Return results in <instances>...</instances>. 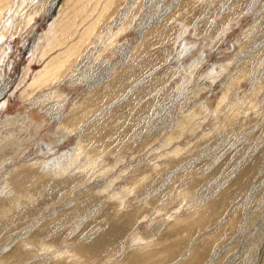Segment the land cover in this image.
<instances>
[{
	"label": "rangeland",
	"instance_id": "1",
	"mask_svg": "<svg viewBox=\"0 0 264 264\" xmlns=\"http://www.w3.org/2000/svg\"><path fill=\"white\" fill-rule=\"evenodd\" d=\"M38 1L9 0L0 16V94L5 87L8 91L0 100V130L9 129L0 134V162L21 149L18 144L28 136L30 164L42 158L37 151L45 144L55 145L45 159L71 151L74 136L56 144L59 120L66 119L73 104L84 102L89 82L82 80L92 67L103 70L101 79L109 81L125 75V90L82 124L93 122L86 129L95 127L114 114L110 133L104 132L108 150L102 158L87 151L95 166L78 178L80 186L74 181L54 183L45 199L43 193L19 209L10 202L27 201L32 188L15 196L3 194L10 205H3L7 214H0V227L6 228L0 233V261L118 264L123 256H142L143 248V256L158 248L151 264H180L193 255L202 257L200 264H264V0H178L175 5L174 0H113L83 54L85 60L77 64V83L65 77L51 86H31L58 54L43 56L52 44L58 13L71 14L79 0ZM97 2L85 0L88 6L77 19L78 30L85 17L87 23L96 16L88 14ZM24 16L33 18L26 28ZM179 44L185 52L176 60ZM196 64L191 78L187 72ZM45 96H59L51 103L56 106L51 114L26 100ZM25 117L24 124L17 122ZM85 160L83 155L81 162ZM154 169L153 184L149 180L138 186L136 181ZM5 173L0 169V184ZM191 182L198 183L188 195ZM223 198L221 215L193 228L186 240L185 227L195 225L205 206ZM84 242L99 247V260L74 259L69 248ZM150 244L156 247L148 248ZM160 250L175 252V260H160Z\"/></svg>",
	"mask_w": 264,
	"mask_h": 264
},
{
	"label": "bare ground",
	"instance_id": "2",
	"mask_svg": "<svg viewBox=\"0 0 264 264\" xmlns=\"http://www.w3.org/2000/svg\"><path fill=\"white\" fill-rule=\"evenodd\" d=\"M26 1V0H25ZM35 1V0H34ZM37 2H39L38 0H36ZM113 0H99L94 8V10H92L88 15L90 16L91 14H96V16H94L92 18V21L90 20L89 22H85V19L88 17H85L83 19L82 22H80V26L83 27L80 30H78V27H76V23L77 19L79 17H84L81 16L82 14V10L86 9V6H88L85 3V0H79L78 3L76 4L77 7H73V11L71 14H67L66 17H64L65 15H63V12L58 13V21L57 24L55 26V29L53 31V36L52 39H50V41H52L51 46L44 51L43 56L44 57H48L52 54L53 51L59 50L57 55L52 56L49 61L47 62V64L44 67L43 72H41L37 77L38 78L33 80L31 86H36L39 85L40 82L44 84H46L48 86H51L50 84L53 82L57 83V81H62L63 79H65V77H68V81L69 83H71L73 85V83H77L75 82L78 78V76H76L77 72H78V65L80 64L79 61H84L83 60V54L90 48L91 44H93V40L94 38L97 36V25L99 24V21L102 20L108 13L107 10H109L108 8L111 7V5L113 4L112 2ZM116 1V0H115ZM174 4L176 2H178V0H174ZM7 2V3H6ZM9 0H0V7H2L4 5V7L1 9L0 8V16L3 14V9L7 6ZM24 2V1H22ZM88 2V1H87ZM36 3V2H35ZM54 3V2H53ZM56 3V2H55ZM73 3V2H72ZM20 4V3H19ZM70 4V3H69ZM10 5V4H9ZM32 5V4H31ZM30 5V6H31ZM52 5V4H51ZM15 6V5H14ZM39 6V5H38ZM64 6V5H63ZM71 6V4H70ZM113 6V5H112ZM9 7V6H7ZM18 7V6H17ZM21 7V6H20ZM32 7V6H31ZM30 7V8H31ZM42 8V6H40ZM69 7V6H68ZM101 7V12L96 11V8ZM173 7V6H171ZM25 8H26V4H25ZM36 8V7H35ZM34 6L33 9L35 10ZM40 8V9H41ZM32 9V8H31ZM38 9V8H37ZM38 9V10H40ZM45 9V8H44ZM28 10V9H27ZM52 10V9H51ZM65 10V9H63ZM22 12V8L21 10H19ZM62 11V10H61ZM85 11V10H84ZM110 11V10H109ZM6 12V11H5ZM11 12V11H10ZM13 12V11H12ZM18 12V10H17ZM27 12V11H24ZM31 12V11H30ZM38 12V11H37ZM33 13V12H31ZM84 13V12H83ZM98 13V14H97ZM13 14V13H12ZM36 14V13H35ZM43 14L47 15V11H43ZM54 14V13H52ZM57 14V13H56ZM28 15V14H27ZM19 16V15H18ZM17 16V17H18ZM36 16V15H35ZM40 16V15H39ZM3 17V16H2ZM13 17V16H11ZM10 17V18H11ZM16 16H14V19ZM34 17V16H33ZM55 17V16H54ZM57 17V16H56ZM24 19H26L25 21V27L26 28L32 21L33 18L31 17H23ZM22 18V19H23ZM36 18V17H35ZM2 19V18H1ZM12 20V19H10ZM9 20V21H10ZM13 21V20H12ZM18 21V20H17ZM5 22V21H4ZM22 23V22H21ZM12 24V23H11ZM83 24V25H82ZM54 25V24H53ZM17 26V25H16ZM2 27V25H1ZM74 28V30H73ZM15 29V28H14ZM17 29H19V27H17ZM23 29V28H22ZM21 29V30H22ZM161 29V28H160ZM159 29V30H160ZM27 30V29H26ZM51 30V29H50ZM72 30V31H71ZM76 30V31H75ZM19 32V30H18ZM17 32V34H18ZM13 33V32H12ZM11 33V34H12ZM150 34V33H148ZM4 35V34H3ZM154 35V33L152 34ZM5 36V35H4ZM51 36V35H50ZM49 36V37H50ZM143 36V35H142ZM48 37V38H49ZM11 38V37H10ZM45 38V37H44ZM47 39V38H46ZM11 40V39H10ZM41 41V40H40ZM1 42V41H0ZM5 43V42H3ZM2 43V44H3ZM41 43V42H39ZM38 43V44H39ZM44 44V42H43ZM42 44V45H43ZM48 44V43H47ZM111 44V43H110ZM113 44V43H112ZM111 44V45H112ZM96 45V44H95ZM1 46V45H0ZM39 47L41 48V45H39ZM93 47V46H92ZM2 48V47H1ZM106 49V48H105ZM185 52V48L183 47V45H180L176 48V53H175V57L174 59L179 60V58H181ZM87 54V53H86ZM91 54V53H90ZM89 56V54H88ZM1 59V58H0ZM93 59V58H92ZM2 60V59H1ZM7 60V59H6ZM47 60V59H46ZM80 61V62H81ZM87 61V60H86ZM44 62V61H43ZM94 62V61H93ZM79 63V64H78ZM96 63V62H95ZM0 64H2L0 62ZM78 64V65H77ZM87 64V63H86ZM94 64V63H93ZM97 65V64H96ZM4 66V65H3ZM92 67V66H91ZM198 65L196 64L195 66L193 65V69L190 72H187L190 77H194L195 71L197 70ZM93 68V69H92ZM91 70L88 71V76L84 77V79L82 80L84 82V80H87L88 85H87V95L86 97L83 99L84 102L83 103H76L73 104V108L70 111L69 115L66 117V119L64 120L63 118H61L59 120L60 123V139H58V141L56 142V144H62L65 142V140L71 139V136H74L77 139L76 145L71 149V151L68 152H64L61 156H59L58 158H55L50 160V159H45L48 158L50 156V154H52L55 145L54 144H45L46 147L41 146L40 149H38L37 151V156L42 155L41 159H35L33 163H29L27 161V157H26V152H27V148H25V146L28 144L29 141H32V138L30 136H28V138L26 140L21 139L22 143L18 144V146H20L21 149H14V151L12 152L13 154H11V156H9L8 159H2V161L0 162V169L6 171V175H3V180L1 181L3 183V190H0V214H4V212L7 211H3V205H6L7 203L10 205V203H13L12 206L14 205L16 207V209L21 206H23L24 204L33 201V199H35L36 197L42 195L43 193H45V195L42 197V199L46 198V190H51L50 187L51 185H53L54 183L57 184H65L68 183L69 181H74L76 185L79 184V177H81V175L85 174V172L87 173L88 170L90 171V168L95 166L94 164V156H89V154H87V151L90 150L92 152H94L95 156L98 158H102V156L104 155V153L106 154L107 152V148L108 146H106L107 141L105 142V136L104 134L106 132L110 133V125L113 123V116L114 114H110L105 120L103 119V121H100L98 124L95 125V127H91L86 129V127H88L89 125H85L82 127V124L84 123L85 120H87L95 111H97L101 106H103V104H107L110 100H112L114 97H118L119 95L122 94L123 90H125L124 86H125V78L124 76H119L116 77L115 79L109 81L107 79H101V76L103 75V70H101L100 72H97V69L99 67H92ZM108 73V72H107ZM127 74V73H126ZM81 77V76H80ZM86 83V82H85ZM45 85V86H46ZM6 89V87L3 89V91L1 90L0 94V100L2 98H5L6 94H8V91L4 92V90ZM32 89V88H30ZM36 89V88H35ZM31 91V90H30ZM4 92V93H3ZM38 96V95H37ZM57 97L59 96H45L42 98H34V97H29L26 100L32 105V106H39L40 110H42L43 112L47 113V114H51L54 112L55 110V105L53 106L52 101H54V99H57ZM83 107L86 108L85 112L83 111L82 113H78L77 111H79L80 109H82ZM110 107V106H109ZM108 107V108H109ZM103 109V108H102ZM107 110V108L105 109ZM103 115V114H102ZM116 115V114H115ZM58 116V115H57ZM116 117V116H115ZM27 120V117L21 119V120H17V122H21V123H25V121ZM116 120V119H115ZM16 122V121H15ZM13 124V123H12ZM15 125V123H14ZM8 126V125H7ZM6 126H3V128L5 130H0V134L2 133H9V129L5 128ZM13 127V126H12ZM81 127V128H80ZM185 127H187L185 125ZM9 128V127H8ZM99 129H101L99 131ZM105 132V133H104ZM26 133V135H29L28 132H23ZM25 135V138L27 137ZM16 137V136H15ZM105 137V138H104ZM111 137V136H110ZM20 138V137H19ZM257 139V137H255ZM11 139V138H10ZM109 139V138H108ZM8 140V139H7ZM20 140V139H18ZM6 141V140H5ZM25 141V142H24ZM8 142V141H7ZM6 142V143H7ZM256 142V141H255ZM4 143V142H3ZM11 143V141H10ZM25 143H27L25 145ZM109 143V142H108ZM31 145V144H29ZM110 145V144H109ZM1 147V146H0ZM4 147V146H3ZM2 149V148H1ZM4 149V148H3ZM12 149V150H13ZM11 150V149H10ZM0 152H2V150H0ZM3 155V154H2ZM86 155V160L85 162H81V158L82 156ZM1 156V155H0ZM2 157V156H1ZM40 157V156H39ZM50 158V157H49ZM100 160V159H99ZM98 160V161H99ZM97 163V162H96ZM92 169V168H91ZM91 172V171H90ZM156 172V169L153 170V172H151L150 174L152 175V173ZM148 174V173H147ZM144 175L143 177H141L140 179H138L136 182L138 184V186H145L147 181H151V178L154 175ZM156 174V173H155ZM87 175V174H86ZM85 175V176H86ZM83 176V177H85ZM186 176V175H185ZM82 177V178H83ZM88 178V177H87ZM51 181H50V180ZM75 179L77 180V182L75 181ZM49 180V181H47ZM81 181V180H80ZM152 182V181H151ZM84 183V182H83ZM177 183V182H176ZM198 182H191L190 185L187 188L188 191V195L191 194L192 192V188H195ZM0 184V187H1ZM50 184V185H49ZM82 184V183H81ZM79 184V186L81 185ZM153 184V182L151 183ZM5 185V186H4ZM68 186V185H67ZM78 186V187H79ZM187 187V186H185ZM33 189L31 192H33V195L35 193V196L33 197V195H28L26 196V198L24 199H28L27 201H21V200H17V201H12L9 203L10 198H7V196H4L5 194H14L17 195V191H21V189ZM58 188V187H57ZM244 189V188H243ZM186 191V190H183ZM30 192V193H31ZM48 192V191H47ZM243 192V191H241ZM240 192V193H241ZM186 193V192H185ZM234 193V192H233ZM4 194V195H3ZM187 194V193H186ZM237 194V193H236ZM48 195V194H47ZM243 195V193H241V196ZM19 196V195H18ZM182 196V195H181ZM193 196V195H191ZM238 196V195H237ZM240 196V195H239ZM12 197V196H10ZM183 197V196H182ZM194 197V196H193ZM234 197V196H233ZM21 198V196H20ZM18 197V199H20ZM189 198V197H188ZM13 199V198H12ZM17 199V198H15ZM32 199V200H31ZM90 199V198H89ZM154 200H152L153 202L158 200V196H156V198H153ZM226 198L223 199H219L218 201H215L213 204L209 205V206H205V208L202 209V211L199 213V218L194 222L195 225L193 226H189L185 227V232H186V237L185 239L188 240L189 239V235L192 234L193 230L195 229L196 226L198 225H202L203 223L206 224H210L213 220V218L217 217L221 211H222V207L224 206V201ZM238 199V198H237ZM106 200V199H105ZM186 200V199H185ZM89 201V200H88ZM118 201V200H117ZM123 201V200H122ZM38 203V202H37ZM36 203V204H37ZM7 204V205H8ZM31 204V202H30ZM35 204V206H36ZM122 205V204H121ZM13 206V208H14ZM77 206V204H76ZM126 206V205H125ZM108 207V206H107ZM75 208V207H74ZM106 208V207H105ZM121 208V207H120ZM8 209V208H7ZM107 209V208H106ZM2 210V211H1ZM10 210V207L9 209ZM74 210V209H73ZM104 210V209H103ZM109 210V208L107 209ZM114 210V209H113ZM9 212V211H8ZM12 212V209H11ZM71 212V211H70ZM74 212V211H73ZM107 212V211H105ZM112 212V211H111ZM120 212V211H118ZM122 212V211H121ZM10 213V212H9ZM25 213V212H23ZM138 213V212H137ZM7 214V213H5ZM4 214V215H5ZM11 214V213H10ZM98 214V213H97ZM96 214V215H97ZM24 215V214H23ZM76 215V214H75ZM79 215V214H78ZM113 215V212L112 214ZM221 215V214H220ZM7 216V215H6ZM32 216V215H31ZM70 216H74V214H70ZM103 215H101L102 217ZM108 218L110 217L109 215H107ZM3 217V215H2ZM75 217V216H74ZM100 217V218H101ZM118 217V216H117ZM131 217V216H130ZM134 217V215H133ZM138 217V216H137ZM65 218V217H64ZM136 218V217H134ZM7 219V218H6ZM102 219V218H101ZM130 219H133L132 217ZM187 219V218H186ZM185 219V220H186ZM41 220V219H40ZM52 220V219H51ZM106 220V218H105ZM104 220V221H105ZM43 221V219H42ZM103 221V220H101ZM38 222V221H37ZM181 222V221H178ZM187 222V220H186ZM189 222V221H188ZM42 224V223H41ZM180 224V223H179ZM39 226V224H38ZM183 226V225H182ZM40 228V227H39ZM37 228V229H39ZM96 228V227H95ZM194 228V229H193ZM6 229V228H4ZM3 227H0V233L4 232ZM36 227H34V230H37ZM94 231V230H93ZM6 232V231H5ZM33 232V231H32ZM87 234V233H86ZM85 234V235H86ZM30 235V234H29ZM29 235L26 236V238L29 237V239H33L31 238ZM88 235V234H87ZM3 236L0 234V237ZM43 237H45L44 235H42ZM83 236V235H82ZM181 236V235H180ZM36 237V236H34ZM85 237V236H84ZM84 237H82L84 239ZM142 237V236H141ZM41 238V237H40ZM81 238V237H80ZM2 239V238H1ZM25 239V238H24ZM28 239V240H29ZM141 239V238H140ZM23 240V238H22ZM29 240V241H30ZM81 240V239H80ZM24 241V240H23ZM163 241V240H162ZM215 241V245L218 244V240H214ZM53 242V241H52ZM23 243V242H22ZM159 243V242H158ZM31 243L28 244H24L26 245H30ZM46 244V243H45ZM52 244L54 245V243H50L49 245ZM23 245V246H24ZM47 245V244H46ZM156 245V244H155ZM155 245H148L149 247H154ZM51 246V245H50ZM56 244L52 247H50L52 250L55 249ZM8 247V246H7ZM6 247V248H7ZM19 247V246H18ZM55 247V248H54ZM147 247V246H145ZM156 247V246H155ZM166 247V246H165ZM4 248V249H6ZM45 248V247H44ZM17 249V248H16ZM15 249V250H16ZM33 249V248H32ZM46 249V248H45ZM57 249V248H56ZM62 249V248H61ZM158 249V248H157ZM156 249V251H157ZM1 250V249H0ZM20 251V247L18 249ZM29 250V249H28ZM70 252H72V255H74V259H78L79 261H82L84 263H94L97 260H99L100 257V251H99V247H93L92 245L84 242V244L78 245V244H74L72 247L69 248ZM18 251V252H19ZM107 251V250H106ZM130 251V250H129ZM139 251V248H138ZM155 249L152 251H148L149 253L145 256H143L144 253H146L147 251H145V249H141L139 253L142 254V256L140 255H133L132 257H122V259L119 260L118 264H151L154 263L153 258H150L151 255H153L154 252H156ZM163 250L158 251L157 254H159L160 260H175L176 258V254L175 252L168 250V251H164ZM16 253V251H14ZM12 253L14 255H17L15 253ZM17 252V253H18ZM59 252V251H58ZM116 252V251H115ZM128 252V251H127ZM125 252V253H127ZM137 252V251H136ZM20 253V252H19ZM18 253V254H19ZM102 253V252H101ZM135 253V252H134ZM11 254V253H9ZM8 254V255H9ZM70 254V253H69ZM21 255V254H20ZM131 256V255H130ZM156 256V255H154ZM3 255L1 256L2 259ZM22 257V256H21ZM138 257H145V258H141L139 260ZM71 258V257H70ZM155 258V257H154ZM0 259V260H1ZM202 260V257L200 258ZM198 258L197 255H193L190 257L189 261H184L180 264H200L198 262H200V260ZM5 257L2 261V263L0 264H4ZM4 261V262H3ZM74 261V260H73ZM60 264V263H59Z\"/></svg>",
	"mask_w": 264,
	"mask_h": 264
}]
</instances>
